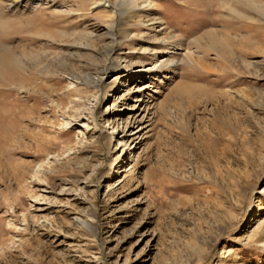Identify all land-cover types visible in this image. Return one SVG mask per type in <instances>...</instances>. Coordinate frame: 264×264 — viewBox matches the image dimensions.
I'll use <instances>...</instances> for the list:
<instances>
[{
    "label": "rangeland",
    "instance_id": "obj_1",
    "mask_svg": "<svg viewBox=\"0 0 264 264\" xmlns=\"http://www.w3.org/2000/svg\"><path fill=\"white\" fill-rule=\"evenodd\" d=\"M113 2L0 0V264H264V0Z\"/></svg>",
    "mask_w": 264,
    "mask_h": 264
},
{
    "label": "bare ground",
    "instance_id": "obj_2",
    "mask_svg": "<svg viewBox=\"0 0 264 264\" xmlns=\"http://www.w3.org/2000/svg\"><path fill=\"white\" fill-rule=\"evenodd\" d=\"M109 1H114L112 5V12L114 16L116 17H124L129 15H135L134 17L137 18V16L140 18L144 15H147L151 11H144L143 6L140 4L141 0H102L104 2L103 4H108ZM150 5V4H148ZM111 7V6H110ZM111 9V8H110ZM137 15V16H136ZM146 17H150L148 14ZM138 18V20H139ZM150 21L155 22V24H160L163 20L161 18H152ZM109 36L113 38V41L116 42V35L114 33V28L109 31ZM171 50V49H170ZM170 50L165 53V55L170 54ZM110 52L108 53V59L110 60Z\"/></svg>",
    "mask_w": 264,
    "mask_h": 264
}]
</instances>
